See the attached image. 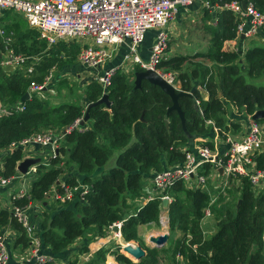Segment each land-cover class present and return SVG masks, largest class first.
Segmentation results:
<instances>
[{
    "label": "trees",
    "instance_id": "trees-1",
    "mask_svg": "<svg viewBox=\"0 0 264 264\" xmlns=\"http://www.w3.org/2000/svg\"><path fill=\"white\" fill-rule=\"evenodd\" d=\"M232 1L235 0H212L221 6ZM245 1L264 13V0ZM10 13L13 12L5 15ZM20 22L26 26L24 31H18V27L4 28L8 34H14L12 49L25 54L35 72L32 78H28L22 71L7 73L0 70V103L14 107L21 102L31 82L42 84L52 69L62 70L75 65L81 48L76 42L49 46L39 39L38 33L29 28L26 21ZM238 23L232 11L222 10L218 14L216 26L209 29L211 51L199 55L213 62L211 68H204L203 72L199 68L186 72L183 67L188 59L183 56L160 64L168 72L178 73L177 80L182 83L183 90L193 95L179 99L186 118L185 129L176 111L168 113L173 103L160 87L144 80L141 87L136 88L135 73L143 71L139 67L128 74L117 71L114 75L108 93L112 103L110 107L99 104L88 109L103 97L101 85L94 81L85 89L88 107L74 103L52 106L33 96L21 102L24 111L16 109L0 117L2 151L13 142L39 132L48 129L61 131L89 112L91 128L67 134L60 141L59 155L51 158L49 165H38L37 177L30 183L29 196L14 202L19 207L40 203L45 208L38 217L43 250L59 254L78 239H84L81 255L89 254V244L105 237L109 227L120 221H124L122 236L126 242L141 241L139 228L160 227L164 209L158 198L140 205L139 201L148 197L146 179L166 166L184 163L187 153L193 149L194 140L211 134L212 128L208 127L207 120L214 121L225 131L239 130L240 125L227 122L228 106L225 104L246 115L264 110V85L252 83L264 78V44L253 42L244 55L241 48H227L228 42L238 41ZM0 43V50H3ZM192 80L200 81L209 95L207 101ZM197 100H200V106L196 104ZM258 122L264 123V120ZM201 145L213 147L211 143ZM115 154L114 166L106 171V165ZM24 156L21 148L5 152L1 176L5 179L16 176ZM256 161L259 169L264 170V154L259 155ZM66 166L75 167L83 175L82 183L90 190L83 199L78 197L65 204L50 203L47 197L54 187L63 192L60 182ZM99 170L102 172L97 174ZM64 180L70 187L80 184L74 176ZM240 184L241 187L236 188L240 194L236 204L218 207L224 201L221 197L219 204L212 208L218 223L216 233L209 238L204 237L201 222L210 195L201 190L187 189L182 182H177L168 191L172 198L166 208L170 235L179 232L182 236L172 245L174 262L175 256L181 255L184 264H264V190L255 194L248 179H242ZM6 229L17 234L11 243V251L29 248L30 242L23 226L8 209L1 208L0 235ZM141 247L147 255L137 263L121 253L119 248L118 251L101 248L84 264H106L108 256H114L118 264L160 263L161 250ZM9 264L18 263L13 259Z\"/></svg>",
    "mask_w": 264,
    "mask_h": 264
},
{
    "label": "built area",
    "instance_id": "built-area-1",
    "mask_svg": "<svg viewBox=\"0 0 264 264\" xmlns=\"http://www.w3.org/2000/svg\"><path fill=\"white\" fill-rule=\"evenodd\" d=\"M199 3L205 11L215 9L232 11L239 23L236 28L237 40H255L264 29V13L257 10L247 2L244 8L241 1H232L221 6L212 0H0V36L4 46L0 57V70L7 73L24 72L26 77L34 75V67L29 63L28 57L23 53H17L12 49L13 33H7L1 26L2 18L7 12H13L22 16L29 28L38 33L39 39L49 46L61 42L79 43L80 53L77 61L80 65L91 70H102L97 75V82L102 86L103 95L108 94L112 79L117 71L130 73L136 67L143 71L151 70L162 77L169 85L177 88L181 83L177 82V75L166 72L160 67L168 50L169 36L166 31L180 7L191 6ZM217 23V19H215ZM155 30L154 45L148 61H144L138 49L144 42L146 34ZM129 40L127 54L122 65L118 68H106L107 61L112 57L110 47H118ZM54 72H50L42 84L31 82L28 88L30 98L38 97L49 90V84L53 83ZM198 105L200 100L196 101ZM19 111L25 107L16 106ZM84 116L74 121L61 131L45 130L20 142H13L7 149L21 148L24 152L28 148H47L51 150V158L55 159L59 153V144L63 138L75 130H85L81 125ZM248 126L238 133L225 131L218 127L214 121H207L212 128V139L209 146H196L188 152L184 163L166 167L162 171L153 172L150 184L151 192L146 203L160 199L162 202L172 201L168 191L177 183L182 182L187 189L206 192L209 186L217 189L215 182L220 180L221 194L211 195L208 207L203 211L204 217L212 216L211 207L217 205L220 196L229 197L232 185L240 186L242 179H248L255 194L264 190V170L259 169L256 156L264 153V124L253 119V115L247 118ZM241 128V126H240ZM236 132V131H235ZM187 151V149H185ZM38 166L29 168L26 175L19 174L5 179L0 175V186L8 187L14 180L23 178L28 184L37 177ZM30 181V183H29ZM63 192L60 193L54 187L48 193V200L65 204L68 201L83 199L90 188L85 184L75 187L60 182ZM29 186L26 185L11 197L12 207L8 210L23 226L30 246L24 253L16 255L18 264H56L54 259L42 252V243L39 235V225L30 214L32 203L26 207L14 205L16 200L28 197ZM217 191V190H216ZM219 192V191H218ZM224 194V195H223ZM217 197V199H213ZM164 208V207H163ZM161 222L165 226L169 219L161 214ZM124 221L116 222L109 227L115 239L122 238ZM8 230V229H6ZM5 233L0 235V264H9L13 255L9 250ZM125 247V245H124ZM14 259V260H15ZM175 264H184L181 255L175 256Z\"/></svg>",
    "mask_w": 264,
    "mask_h": 264
},
{
    "label": "crops",
    "instance_id": "crops-1",
    "mask_svg": "<svg viewBox=\"0 0 264 264\" xmlns=\"http://www.w3.org/2000/svg\"><path fill=\"white\" fill-rule=\"evenodd\" d=\"M240 1V0H239ZM245 1V0H244ZM242 2V1H241ZM222 11V9H219L218 7L215 6V9L206 12L205 10H203L200 6L199 3H195L191 6H187V7H180L177 11V13L175 14L174 18L172 19V21L170 22V24L167 26L166 31L168 33L169 36V40H168V50L167 53L165 55V59L164 60H171L172 58L175 57H186L188 59V61L186 62V64L183 67V70L185 69V67H188L189 62H198V60H201L202 58L199 57V55H203V54H207L211 51V36L210 35H205L202 32H199L198 34V38L197 36H195V34L192 32L193 29L196 28L195 26V21L200 18H203V15H206V20L205 22L207 24H205L206 29L207 28H212L215 27L213 26V21L215 19H217L218 14ZM20 20H24L25 19L16 14V13H10V15H5L2 18V23L1 26H6V27H18V31H24L26 28V26H24V24L22 25V22H20ZM211 25V27H208L209 25ZM5 29V28H4ZM153 31V30H152ZM151 32V31H150ZM150 32H148L146 34L145 40L144 42L140 45L139 49H138V53L140 55V57L144 60V61H148L150 58V54H151V48L154 45L155 42V36L156 34L151 37L150 41L149 38L151 36ZM14 36V34H13ZM0 42H2L3 46H4V41L3 38L0 36ZM253 42H257L258 44H264V29L261 31V33L259 34V36L257 37V39L255 40H248V39H240L239 41H230L226 44L227 48L230 49H245L248 50L249 47L251 46V44ZM1 44V43H0ZM130 42L129 40H127L124 44L118 46V47H110L111 50H113L112 52V57L107 61L106 63V68H118L122 65L125 55L127 54V50H128V46H129ZM250 44V45H249ZM1 52L3 50H0ZM244 55V54H243ZM203 64V63H202ZM77 67H84L81 66L78 61L75 65L72 66H67L64 68L67 69H72V68H77ZM63 68V69H64ZM62 69V70H63ZM88 70V74H83L86 75V77L90 76L91 74H101L102 70H91V69H87ZM86 69H84V71H87ZM167 70V69H166ZM56 72V73H60L61 70H57V69H52L50 72ZM190 73V72H189ZM82 76V75H81ZM33 77V76H32ZM55 83V82H53ZM49 84L50 88L53 86L52 84ZM198 85H195V88H197L198 90H200L203 94L202 98L207 101L209 98V95L207 93L206 90H203V87L199 84V82L197 83ZM52 85V86H51ZM229 108H231L230 106H228ZM233 115L234 120L232 121L233 123H236L238 125H241V130L246 129V127L248 126V123L246 121V119L243 118V116L241 117L240 115ZM227 119H231L230 118V114L227 115ZM231 121V120H230ZM91 128V124L90 121H88L87 123H85L84 129H90ZM240 131V130H239ZM239 131L235 132L238 133ZM212 139V133L207 136V137H200L199 140L195 139L193 142L192 147H196L198 145L202 146L201 144H203L204 142L210 143ZM50 149V148H49ZM44 149H38L36 147L31 149V152H36L33 155H35L36 158L40 157V153L42 154ZM4 151H0V171L3 169V156L4 154L2 153ZM27 152H30L29 150ZM26 158H34V157H30V156H24ZM48 161V160H47ZM45 162V161H44ZM45 164V163H44ZM167 167V166H166ZM165 167V168H166ZM73 172L71 174H66L61 178V181L67 176H74L78 178V181L81 184L82 180H83V175H80L77 171V169H75V167H72L71 169ZM102 172V170H99L97 172V174H100ZM152 176V175H151ZM151 177H149V179H146V183L148 181H150ZM27 186H30L28 184V181L24 180L23 178H19L13 181V183L8 186V187H1L0 186V209L1 208H6L8 209L9 204L11 203V197L14 195V193H17L20 190H23L24 188H26ZM150 187V184H149ZM145 192L146 194H150L151 190L147 187L146 184V188H145ZM50 203H53L50 200ZM141 205H145L146 202L144 199H142V201L140 202ZM39 205H41L39 203ZM29 214L31 216V218L38 223V217L41 214L40 210L38 209V205L35 203H32V209L29 211ZM6 237H7V241H8V245H9V250L11 251L10 247H11V243L13 242V239L15 237V233L8 229L4 231ZM114 241H118V239L114 238V235L111 231H109L107 233V235L103 238H99L96 241H93L89 244V248H90V253L89 255H93L96 251H98L99 249L105 247V248H112V246H109L108 243H114ZM120 241V239H119ZM85 240L84 239H78L70 248H68L67 250H65L62 253L59 254H51L49 251L47 250H42V252L44 254L49 255L51 258L54 259L55 263H59L62 264L65 262L66 259H68L72 253L74 252V246L75 245H80V243H84ZM27 249L22 250L21 252H12L13 258L16 257L17 254L20 253H24ZM107 264H117L115 258L113 256H108L107 258Z\"/></svg>",
    "mask_w": 264,
    "mask_h": 264
},
{
    "label": "rangeland",
    "instance_id": "rangeland-1",
    "mask_svg": "<svg viewBox=\"0 0 264 264\" xmlns=\"http://www.w3.org/2000/svg\"><path fill=\"white\" fill-rule=\"evenodd\" d=\"M206 12H208V11H206ZM205 20H206V15L205 16L203 15V18H200L199 20L197 19L195 21L196 28L193 29L192 32L195 34V36H197V38H198V35H199L198 33L199 32H202L205 35H210L211 36L209 28L206 29L205 24H207V23L205 22ZM216 24L217 23L214 20L213 21V26H215ZM208 27H211V25H209ZM156 33H157V31H155V30L151 31L150 32L151 36H150L148 41H150L151 37H153ZM211 47H212V44H211ZM246 51L247 50L242 49V53L243 54H245ZM164 59H163V61H164ZM197 63H201V64H199V66H197L196 62H189L188 67L187 68L185 67L184 71L191 73V71L195 70L196 68H199L201 70V72H203L204 68L208 69V68H211L213 66V62L210 61L207 58H202L201 60H198ZM84 69L87 70L88 68H86V67H77V68H72V69L64 68L63 70L60 71V73L54 72V76H55L54 78L56 79V82L52 84L53 86L51 85L52 87L49 88V90L43 92L39 96V99H41L42 101H47L52 106H59V105H62V104H68V103L73 104L74 103V104L82 105L84 107H88L89 104H88V102H87V100L85 98V89L91 82H94V81L97 82V79H98L97 75L98 74H91L89 77L88 76L86 77V75H83V74H88V70L84 71ZM135 69H133V71H135ZM164 70L167 71L166 69H164ZM122 73H124V72H122ZM173 73H175V75H177V78H178L179 74L176 73V72H173ZM30 78H32V77H30ZM177 82L180 83L178 80H177ZM192 82H193L194 86L198 85L197 84L198 82L200 84V81L192 80ZM252 83L256 84V85H264V78H262L260 80H256L255 82H252ZM175 89L178 92H180V91L187 92V91L183 90L182 83H181V87H177ZM203 90H205V89L203 88ZM188 93H190V92H188ZM200 93L203 96L201 91H200ZM20 103L21 102L17 103L16 105L20 106ZM196 104H197V102H196ZM225 105L229 106L230 104H225ZM198 106H200V105H198ZM230 107L231 108L227 107V112H228V114H230V118H231L230 119L231 121L228 119V121H227L228 123H231L234 120V118H233L234 114H236V115L237 114L238 115L241 114L240 115L241 117L243 116V118H246V114L244 112L243 113H239L237 108H234L233 106H230ZM15 110H16V107H14V106L2 105L0 103V117H2L3 115H7L10 112L12 113ZM253 117H254V115H253ZM207 121H209V120H207ZM233 131L234 130H232L231 132H233ZM235 131L237 132V130H235ZM211 133H212V131H211ZM233 133H235V132H233ZM198 140H199V138H198ZM204 143H207V142H204ZM198 146H200V145H198ZM31 149L32 148L25 149V152L23 151L24 155L36 158L35 155H33L36 152H31ZM41 149H44V150H43L42 154L40 153V157L39 158H41V159H43V161H45V162H42V163H45L46 165H49V162L51 160V150L49 149V147L41 148ZM28 150L30 152H27ZM2 151H4V152H2L4 154L5 152H8L9 150L5 149V150H2ZM259 155H261V154H259ZM116 156L117 155L115 154L111 158L109 163L106 165V167H105L106 171L114 166ZM258 156H256V158ZM0 158H2V157H0ZM24 158H23L22 161L25 160ZM71 169H72V167L66 166L65 167V173L66 174H71L74 171V170L72 171ZM2 171H3V169L0 171V175H1ZM18 173L21 174L18 171V168H17V175H18ZM67 176H69V175H67ZM64 181L65 180L63 179L61 182H64ZM29 183H30V181H29ZM149 184H150V181L147 182V187L151 190V184H150V187H149ZM215 185H216L217 189H215L213 186H209V188L206 191L210 195V199H211V195H217V197H218L219 194H221V190L220 189H222L223 187H220L221 186L220 180L215 182ZM240 187H241V184H240V186H238V185L236 186V184L234 183L232 185V189L229 190V191H231L230 192L231 197L230 196L229 197H223L221 195L220 198L222 197L221 199H224V201L221 204L217 203V205L219 204L218 207H220V206L224 207V206H226L228 204H236L237 198L240 196L239 192L236 191V188L239 189ZM29 188H30V186H29ZM29 193H30V189L28 190V195H29ZM217 197H214L213 199H217ZM219 200H218V202H219ZM141 201H139V202H141ZM146 202H147V200H146ZM171 202H169L168 205ZM37 205H38V209L40 210V213L43 214V212L45 211V208H43L39 204H37ZM140 205H141V203H140ZM217 205H214L213 207H215ZM8 207L10 209V207H12V203H10ZM213 207H211V211H212ZM3 209H6V208H3ZM31 209H32V206H31L30 210ZM162 214H164L165 219H167V218L169 219L168 212H167V210L165 208L163 209V213ZM217 223H218V220H217L216 216L213 215V212H212V216H210V217L206 218V217L203 216L201 225H202V229L204 231V233H203L204 237L209 238V237L213 236L216 233V231H217ZM166 234L170 235L169 222L164 226L162 224V222H161V219H160V227H152V228H150L148 226H142V227L139 228V235L141 237V241H138V242L137 241L126 242L123 239V236H122L120 241L119 240L116 241V242L114 241V243H112V244L108 243L109 246H112V248L110 247L108 249H111L112 251H118L120 249L121 253H123L124 245L128 246V244H132L135 247L136 246H140V247L144 246V247H147V248H150V249H159V250H161L160 256H159V260H160L159 264H175V262L173 260V254H172L171 250L173 248L172 245H173L174 240L178 239L181 236V234L179 232H176L173 236L170 235L169 242L162 248H157L155 244L150 242V237H159L161 235H166ZM14 235L16 237L17 234L15 233ZM141 243H142V245H141ZM84 246H85L84 243H80V245H75L74 246L75 250L72 253V255L68 259H66L65 262L62 263V264H84L85 262L89 261L92 258L93 255L92 256L89 255V254L81 255V250H82V248ZM103 248H105V247H103ZM166 250H168V251L166 252ZM21 251L22 250H16V249L12 250L13 253L14 252H21ZM123 254H125V253H123ZM125 255L128 256L132 261H134L136 263L139 262V261H136L135 259H133L132 257H130L129 255H127V254H125ZM15 262L18 263V260L15 259ZM56 264H59V263H56ZM106 264H107V262H106Z\"/></svg>",
    "mask_w": 264,
    "mask_h": 264
},
{
    "label": "water",
    "instance_id": "water-1",
    "mask_svg": "<svg viewBox=\"0 0 264 264\" xmlns=\"http://www.w3.org/2000/svg\"><path fill=\"white\" fill-rule=\"evenodd\" d=\"M242 5L244 8L247 7V1L242 2ZM242 39H244V37H241ZM0 57H1V51H0ZM148 81L150 84L152 85H156L158 87H160L162 89V91H164L172 100V107L168 110V113H171L173 111H176L179 115V117L181 118L182 124L184 126L185 129V115L184 112L182 111L180 105H179V99L185 96L188 97H193V95L191 93L188 92H183L180 91L178 92L175 87L169 85L162 77H160L156 72L148 70V71H142V72H136L135 73V86L136 88H140L141 84L143 81ZM30 98L29 93H26L23 98L21 99V102H26V100H28ZM99 104H105L107 107L111 106V101L109 99V94H104L103 97L94 104L89 105L88 109H90L91 107L97 106ZM254 120L256 121H260V120H264V110H259L254 114L253 117ZM89 121V112L87 111L84 119L81 123L82 126L85 125V123H87ZM190 139H192V136H189ZM57 153H59V150H57ZM42 159L41 158H26L24 161H22L19 166H18V171L23 174L26 175L29 168L32 166H38L39 164H41ZM168 201L165 200L163 202V207L166 209L168 206ZM241 204V201H239V205ZM170 240V235L166 234V235H161L159 237H150V242L155 244L157 248H162L164 247ZM123 253L129 255L130 257H132L133 259H135L136 261H140L143 258L146 257L147 253L145 252V250L140 247V246H133L132 244H128V246H125L123 248Z\"/></svg>",
    "mask_w": 264,
    "mask_h": 264
},
{
    "label": "flooded vegetation",
    "instance_id": "flooded-vegetation-1",
    "mask_svg": "<svg viewBox=\"0 0 264 264\" xmlns=\"http://www.w3.org/2000/svg\"><path fill=\"white\" fill-rule=\"evenodd\" d=\"M248 116H249V115H246V118H244V119H246V121H247ZM240 126H241V125H240Z\"/></svg>",
    "mask_w": 264,
    "mask_h": 264
},
{
    "label": "clouds",
    "instance_id": "clouds-1",
    "mask_svg": "<svg viewBox=\"0 0 264 264\" xmlns=\"http://www.w3.org/2000/svg\"><path fill=\"white\" fill-rule=\"evenodd\" d=\"M44 162V161H43ZM42 163V162H41Z\"/></svg>",
    "mask_w": 264,
    "mask_h": 264
}]
</instances>
